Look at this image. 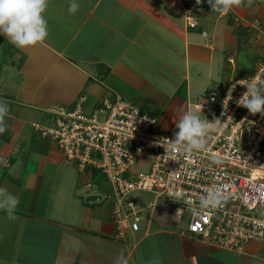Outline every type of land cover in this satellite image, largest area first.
I'll return each mask as SVG.
<instances>
[{
    "label": "crops",
    "instance_id": "1",
    "mask_svg": "<svg viewBox=\"0 0 264 264\" xmlns=\"http://www.w3.org/2000/svg\"><path fill=\"white\" fill-rule=\"evenodd\" d=\"M194 1L47 0L44 41L20 48L0 35V100L9 108L0 188L19 199L11 215L0 210V221L17 223L14 232L0 228V264H264V241H250L240 254L218 248L186 232L169 202L118 238L112 184L98 172H80L33 129L48 121L51 104L120 94L177 133L200 82L219 79L222 88L250 74L264 51V40L250 39L246 27L264 20V0H241L228 13L197 6L192 26ZM69 4L78 10L69 12Z\"/></svg>",
    "mask_w": 264,
    "mask_h": 264
},
{
    "label": "built area",
    "instance_id": "2",
    "mask_svg": "<svg viewBox=\"0 0 264 264\" xmlns=\"http://www.w3.org/2000/svg\"><path fill=\"white\" fill-rule=\"evenodd\" d=\"M193 10L189 7L192 26ZM246 27L257 41L264 40V20L256 17ZM254 79H264V51L250 74H237L222 88L189 100L187 113L219 120L202 149L187 151L186 141L170 147L176 133L163 130L157 116L120 94L93 104L85 95L72 106L51 104L48 121L33 123V129L54 141L80 172H101L112 184L111 217L118 238L141 229L145 208L129 195L148 191L171 199L178 219L187 216L186 232L240 254L250 241H264V113L253 114L239 103ZM143 154L150 156L148 168L136 172L133 164ZM177 191L180 198L170 194ZM213 196L217 203H205Z\"/></svg>",
    "mask_w": 264,
    "mask_h": 264
},
{
    "label": "clouds",
    "instance_id": "3",
    "mask_svg": "<svg viewBox=\"0 0 264 264\" xmlns=\"http://www.w3.org/2000/svg\"><path fill=\"white\" fill-rule=\"evenodd\" d=\"M203 0H196L201 4ZM213 11L226 12L233 5H240L241 0H208ZM47 8V0H0V35L6 36L17 47L24 48L42 42L48 36L47 20L44 13ZM79 5L69 4V12L75 13ZM235 85H233V88ZM248 92L239 101L246 106L251 113H264V95L260 94L264 90V79L249 82ZM231 89L229 90V94ZM8 106L0 100V133L6 130L5 116L8 113ZM219 120L215 122L202 119L195 111H189L179 121L176 133V141L170 145L175 148L183 142H188L187 151L202 149L205 146L206 134L218 126ZM175 198H180L179 191L170 193ZM217 203L218 199L213 196L211 201L205 203ZM19 203L17 196L0 188V210L7 208L9 215ZM127 264V262H125Z\"/></svg>",
    "mask_w": 264,
    "mask_h": 264
},
{
    "label": "rangeland",
    "instance_id": "4",
    "mask_svg": "<svg viewBox=\"0 0 264 264\" xmlns=\"http://www.w3.org/2000/svg\"><path fill=\"white\" fill-rule=\"evenodd\" d=\"M248 37L250 39H253V35L251 33H249ZM221 47H223V46H220V49H221ZM246 49L249 51L250 50V47H247ZM215 54H217L216 57L219 56L218 53H215ZM227 55H229V52H228ZM232 55L235 56V59L239 63L240 62V59H241L240 58L241 55L240 54H237V53H233ZM216 70L218 71L219 68H217ZM218 80L219 79H217V81H215V82L210 81L209 84L207 82H205L204 80L202 82L199 81L200 82V86L197 89V92L194 94L193 100H197L199 96L204 95L207 91H209L212 88H219V87H221L222 85L219 86V85L216 84L217 82H219ZM220 81H221V79H220ZM184 89L185 88L183 86V88H182L183 92H184ZM184 95H185V93H184ZM149 159H150V156L148 154H143L133 164V168L132 169L135 170L136 172L146 171L147 168H148L147 162L149 161ZM98 173H99L100 176H102L103 178H105L104 174H102L101 172H98ZM93 190H94V187L93 188H88L86 191L87 192H92ZM82 195L84 197V193L83 192H82ZM85 195H87V194L85 193ZM129 198L131 200L135 201V203L138 204L140 207H144L145 208L143 210V214L145 216V219H147L149 217V215H150V213H151V211H152V209L154 207H156V209H160L161 206H162V203H166V202H169L170 203V200H171V199H169V198H167V197L164 196V197H160V199L157 200L156 201L157 203H156L155 202L156 194L153 193V192H148V191H140V192L139 191H136L134 193H131L129 195ZM155 204H156V206H155ZM169 209H170V213L171 214H174V212L176 211V206L173 203H170L169 204ZM10 218H11V220L8 221L6 219V217H2V220L0 221V228L3 229V230H5L6 232H11V231L14 232L15 229H16V226H17V223H15L14 219L12 217H8V219H10ZM185 223L186 224L188 223V218H187L186 215L182 219H180V225H183ZM3 230H1V231H3ZM4 236H7V235H4ZM3 249H4L3 246H0V252L1 251L3 252ZM5 264H7V263H5Z\"/></svg>",
    "mask_w": 264,
    "mask_h": 264
},
{
    "label": "trees",
    "instance_id": "5",
    "mask_svg": "<svg viewBox=\"0 0 264 264\" xmlns=\"http://www.w3.org/2000/svg\"><path fill=\"white\" fill-rule=\"evenodd\" d=\"M204 5H207V9H210L211 8V5L208 2H206V4H197L196 1H194L192 6L195 9V8H197V6L200 7V6H204Z\"/></svg>",
    "mask_w": 264,
    "mask_h": 264
}]
</instances>
